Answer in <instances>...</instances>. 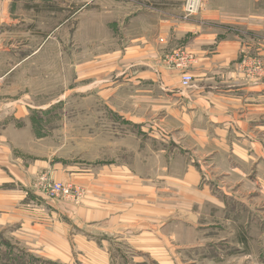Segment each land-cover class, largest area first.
<instances>
[{"label":"rangeland","instance_id":"obj_1","mask_svg":"<svg viewBox=\"0 0 264 264\" xmlns=\"http://www.w3.org/2000/svg\"><path fill=\"white\" fill-rule=\"evenodd\" d=\"M188 1L0 0L1 138L24 164H57L95 176L90 186L56 179L51 168L39 175L38 189L56 202L64 222L74 226L79 208L104 209V198L110 204L119 200L104 192L106 167L130 165L142 183L160 179L159 161H148L154 156L150 139L132 121V82L139 68L127 58L140 37L149 36L151 19L195 21L209 19L204 15L210 11L221 19L234 13L253 25L264 22V0H200L194 11ZM237 29L244 32L245 26ZM258 31L253 34L264 35ZM214 163L199 169L220 198L216 204L194 205L187 216L178 210L167 228L157 216L142 219L168 232L149 250L112 235L110 264H264V165L245 168L247 176H241ZM56 183L68 192L53 193ZM173 197L157 190L154 202L176 206L180 201ZM120 200L122 209L125 197ZM80 225L75 230L89 229ZM96 225L90 236L102 240L104 222ZM156 236L163 237L160 231ZM3 255L4 264H63L24 246Z\"/></svg>","mask_w":264,"mask_h":264},{"label":"crops","instance_id":"obj_2","mask_svg":"<svg viewBox=\"0 0 264 264\" xmlns=\"http://www.w3.org/2000/svg\"><path fill=\"white\" fill-rule=\"evenodd\" d=\"M232 14L229 19L210 11L204 15L209 19L195 21L151 19L149 36L140 37L127 52V58L139 68L132 82V121L138 126L137 132L150 139L154 156L148 161H159L160 179L156 176L142 183L130 165L106 167L104 192L111 191L119 200L124 196V207L118 206L121 200L110 204L104 198V205L100 204L104 209L79 208L72 216L76 223L89 228L86 231L75 230L71 219V223L64 222L56 202L47 199L36 180L48 168L56 179L90 186H94L95 176L68 171L57 164H24L14 158L11 147L0 136L2 263L4 253L12 255V248L24 246L53 262L110 264L112 235L127 238L133 248L149 250L157 244L156 239H164L168 233L165 229L178 210L187 216L194 205L220 200L212 185L205 183L199 167L215 165L218 160L228 175L247 176L245 168L264 165V78H248L239 69V62L246 57L257 56L264 61V35L253 34L257 30L264 34V22L253 25L249 19H236ZM239 25L245 26L244 32L237 29ZM178 50L195 56L189 67L193 83L188 88L181 84L179 70L164 65ZM139 111L141 115H137ZM155 180L154 185L151 182ZM157 190L172 193L173 200L180 202L157 206ZM156 216L165 229L142 220ZM98 222H104L106 237L102 240L90 236ZM158 230L163 237L156 236Z\"/></svg>","mask_w":264,"mask_h":264},{"label":"built area","instance_id":"obj_3","mask_svg":"<svg viewBox=\"0 0 264 264\" xmlns=\"http://www.w3.org/2000/svg\"><path fill=\"white\" fill-rule=\"evenodd\" d=\"M199 1L200 0H189L187 3V9L191 11L196 10V7L199 5ZM165 61L169 68L177 69L181 72V84L184 87L188 88L192 85L193 76L189 72V67L195 62V56L193 54L187 53L184 50H178L168 56ZM239 69L248 78H264V61L260 58H244L242 63H239ZM68 190L69 189L61 183H56L54 187H52V192L58 194V196L60 193H67Z\"/></svg>","mask_w":264,"mask_h":264},{"label":"trees","instance_id":"obj_4","mask_svg":"<svg viewBox=\"0 0 264 264\" xmlns=\"http://www.w3.org/2000/svg\"><path fill=\"white\" fill-rule=\"evenodd\" d=\"M2 260H3V257H2V255L0 254V264H4V263H2Z\"/></svg>","mask_w":264,"mask_h":264}]
</instances>
